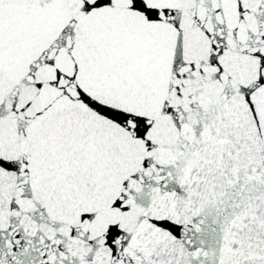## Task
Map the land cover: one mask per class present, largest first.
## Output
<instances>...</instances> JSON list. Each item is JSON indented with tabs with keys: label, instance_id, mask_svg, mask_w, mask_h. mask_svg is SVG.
I'll return each instance as SVG.
<instances>
[{
	"label": "snow or ice",
	"instance_id": "1",
	"mask_svg": "<svg viewBox=\"0 0 264 264\" xmlns=\"http://www.w3.org/2000/svg\"><path fill=\"white\" fill-rule=\"evenodd\" d=\"M0 264H264V0H0Z\"/></svg>",
	"mask_w": 264,
	"mask_h": 264
}]
</instances>
